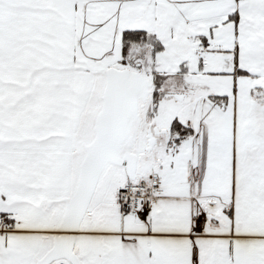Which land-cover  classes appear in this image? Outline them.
I'll list each match as a JSON object with an SVG mask.
<instances>
[{
    "label": "snow or ice",
    "instance_id": "snow-or-ice-1",
    "mask_svg": "<svg viewBox=\"0 0 264 264\" xmlns=\"http://www.w3.org/2000/svg\"><path fill=\"white\" fill-rule=\"evenodd\" d=\"M0 264H264V0H0Z\"/></svg>",
    "mask_w": 264,
    "mask_h": 264
}]
</instances>
